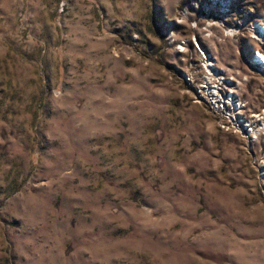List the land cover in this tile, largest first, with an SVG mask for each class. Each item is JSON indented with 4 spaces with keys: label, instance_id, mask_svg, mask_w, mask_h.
<instances>
[{
    "label": "rangeland",
    "instance_id": "obj_1",
    "mask_svg": "<svg viewBox=\"0 0 264 264\" xmlns=\"http://www.w3.org/2000/svg\"><path fill=\"white\" fill-rule=\"evenodd\" d=\"M260 55L264 0H0V264H264Z\"/></svg>",
    "mask_w": 264,
    "mask_h": 264
},
{
    "label": "bare ground",
    "instance_id": "obj_2",
    "mask_svg": "<svg viewBox=\"0 0 264 264\" xmlns=\"http://www.w3.org/2000/svg\"><path fill=\"white\" fill-rule=\"evenodd\" d=\"M259 57L262 59V62L264 63V56L260 55Z\"/></svg>",
    "mask_w": 264,
    "mask_h": 264
},
{
    "label": "built area",
    "instance_id": "obj_3",
    "mask_svg": "<svg viewBox=\"0 0 264 264\" xmlns=\"http://www.w3.org/2000/svg\"><path fill=\"white\" fill-rule=\"evenodd\" d=\"M198 93H200V92H198Z\"/></svg>",
    "mask_w": 264,
    "mask_h": 264
}]
</instances>
